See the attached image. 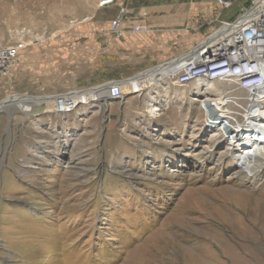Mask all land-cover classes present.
<instances>
[{"label": "rangeland", "instance_id": "1", "mask_svg": "<svg viewBox=\"0 0 264 264\" xmlns=\"http://www.w3.org/2000/svg\"><path fill=\"white\" fill-rule=\"evenodd\" d=\"M100 1L0 0V46L28 44L0 76V102L93 93L68 110L0 108V264H264V164L240 130L247 90L163 77L122 98L94 91L184 55L256 0ZM182 6L199 11L191 29ZM169 16L154 48L152 23Z\"/></svg>", "mask_w": 264, "mask_h": 264}, {"label": "built area", "instance_id": "2", "mask_svg": "<svg viewBox=\"0 0 264 264\" xmlns=\"http://www.w3.org/2000/svg\"><path fill=\"white\" fill-rule=\"evenodd\" d=\"M217 2L224 8H229L233 4V0H217ZM116 4V0H101L99 7L105 8ZM255 6L256 2L232 22L224 21L222 24L232 26L231 31L216 44L207 46L204 50H200L199 47L198 49L199 44H197L189 52L167 62L166 64H173L170 67L173 71L166 74L165 78H174L181 86L203 81L235 82L238 86H243L242 82L250 85L258 84L259 78L264 76V10L257 11L254 9ZM126 13L125 7L121 6L119 13L111 21L112 32L118 38L125 33L122 18ZM134 30L144 32L147 28L135 25ZM27 45L22 39L15 44L0 46V76L11 75ZM120 82L113 80L97 88L105 91L109 98H122L125 93ZM94 94L92 100H98L97 93ZM79 102L84 101L80 99L74 103L68 100L67 107L63 106L60 109L74 108Z\"/></svg>", "mask_w": 264, "mask_h": 264}, {"label": "bare ground", "instance_id": "3", "mask_svg": "<svg viewBox=\"0 0 264 264\" xmlns=\"http://www.w3.org/2000/svg\"><path fill=\"white\" fill-rule=\"evenodd\" d=\"M254 9H256L257 11L264 10V0H257ZM231 27L232 26L228 24H222L211 37L199 43V46H197V48L199 47L200 50H204L205 47L216 44L221 40L222 37H225L230 33ZM171 66H173L172 63L160 65L138 76H134L127 80L121 81L120 85L123 93H127L128 91L141 92L142 90L150 87L154 81L162 79L170 71L172 72L173 68H170ZM259 79V83L255 85H250L247 82H242L243 86H238L237 84V86L231 88L230 92L239 89L247 90V95L246 97L244 96V98H246L247 100V105L244 106V113L242 112L246 123L242 125L240 130H244L245 133L249 131L252 132L249 135H245L244 140H247L251 144L249 153L256 164H264V76ZM99 91L101 92L102 90H99L97 88L96 92L98 93ZM92 95L93 93L88 94L86 92L58 94L54 98V103L58 107H67L68 100H72L74 103H76L78 99H87ZM240 96H238L237 94L234 96H229L226 101L240 99ZM18 99L27 101L31 100L34 102L44 100V98H40L38 100L35 97L23 98L21 96H12L10 98H7L5 101L0 102V108L5 107L7 104V106H9L12 102L14 103L15 101H18ZM222 114L225 115L224 112Z\"/></svg>", "mask_w": 264, "mask_h": 264}, {"label": "crops", "instance_id": "4", "mask_svg": "<svg viewBox=\"0 0 264 264\" xmlns=\"http://www.w3.org/2000/svg\"><path fill=\"white\" fill-rule=\"evenodd\" d=\"M180 10H181V18H178V21L180 22V23H182V24H184V23H187L188 25H187V29H191V27H190V25H191V23H195V21L197 20L196 18H197V15H198V13H199V11H198V9H197V7L196 6H190V7H181L180 8ZM179 19H181V20H179ZM166 22H165V24L163 23H156V22H153L152 24H153V40H152V42H153V47L154 48H156L157 46H160L159 45V42H157L156 41V39L158 40V33L159 32H161V31H163L162 29H164V31L165 30H167L166 29V27H163L164 25L166 26H168V25H171L172 24V21H173V18H172V16H169V17H167V19L165 20ZM174 23V22H173ZM163 25V26H162ZM170 30V29H169ZM187 32H189V30L187 31ZM163 35H164V37L165 38H168V40L169 41H171V32L169 33L168 31L166 32V33H163ZM160 36V35H159ZM185 36H187L186 37V39L185 40H183V46L186 48H188V46H189V43H190V38H189V35H184V37ZM158 44V45H157ZM149 67H144V65H140L139 66V70H144V71H142L143 73L145 72V71H149V70H151L152 68H156V67H152V68H150V69H148ZM142 72L140 73V74H142ZM23 98L25 97V98H29V97H31V96H26V95H21ZM56 96V95H55ZM55 96H52V98L50 97V96H38V97H35V98H37L38 100L40 99V98H44V100H42V101H50V102H52V101H54V98H55ZM27 101V100H26ZM29 101H31V100H29Z\"/></svg>", "mask_w": 264, "mask_h": 264}]
</instances>
